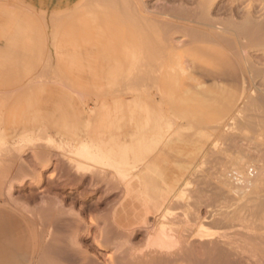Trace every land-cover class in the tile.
Returning a JSON list of instances; mask_svg holds the SVG:
<instances>
[{
    "label": "rangeland",
    "instance_id": "1",
    "mask_svg": "<svg viewBox=\"0 0 264 264\" xmlns=\"http://www.w3.org/2000/svg\"><path fill=\"white\" fill-rule=\"evenodd\" d=\"M58 1L0 0V222L13 220L6 233L30 232V264H75L82 257L141 264L149 248L157 254L148 242L160 222L168 223L174 251L182 250L174 264H217L211 260L222 255L207 258L211 247L233 242L257 250L253 259L244 252L243 264H264V185L235 196L221 181L244 167L239 160L246 168L264 166V0H216L208 14L201 0H145L160 11L155 17L175 24L167 29L159 21L165 25L156 35L161 24L153 30L130 23L137 1ZM251 3L254 32L227 23L231 16L243 22ZM181 4L190 13L177 9ZM217 26L230 37V51L199 54L187 29ZM83 142L103 159L81 158ZM78 164L108 182L91 174L81 179ZM181 191L185 197L176 199ZM166 197L174 203L151 215L154 202ZM200 224L216 233L217 244L208 248L210 242L192 237ZM125 226L137 231L130 239Z\"/></svg>",
    "mask_w": 264,
    "mask_h": 264
},
{
    "label": "bare ground",
    "instance_id": "2",
    "mask_svg": "<svg viewBox=\"0 0 264 264\" xmlns=\"http://www.w3.org/2000/svg\"><path fill=\"white\" fill-rule=\"evenodd\" d=\"M134 1H137V4L134 2ZM253 1V0H252ZM132 2H134L136 5H138V6H136L137 8L135 9V5H134V3H133V10H131V11H133V12H136V13H132V14H135V15H131V18H129V20H130V23L132 22V24H134V25H138V24H142L143 26H151V28L153 27V30H155V28L158 26V25H160L161 23H164V21H165V19H163L164 21H160V19H162V18H160V19H158L157 18V16H159L158 15V13L160 12V11H158V9L157 10H153V9H151V8H149L148 6H147V3L145 2V0H132ZM216 2V0H201V8H202V10L204 11H206L207 12V14L208 13H210V9L212 8V6L214 5V3ZM182 5V4H181ZM77 6V5H76ZM125 6V5H124ZM214 7V6H213ZM177 8V7H176ZM179 8H183L184 10H186L185 9V6L184 5H182V6H179L177 9H179ZM252 8H253V4L251 3V5L250 6H248V9H247V12H246V18H245V20L244 19H242V20H244L243 22H239V21H237V20H235V18H233L232 16V18L230 17V18H228V19H226L227 20V23L229 24V25H233V26H236L237 28H240V29H242L243 31H245V32H251V31H255V20H254V16H253V14H255V13H253V11H252ZM180 10V9H179ZM183 12V11H182ZM186 12H187V10H186ZM161 13H163V12H161ZM187 13H190V12H187ZM160 14V13H159ZM137 15V16H136ZM154 15H157L156 17L154 16ZM163 16L165 15L164 13L162 14ZM162 15H160V17L162 16ZM243 15H244V13H243ZM150 16H154L153 18L152 17H150ZM166 16V15H165ZM164 16V17H165ZM134 17V18H133ZM136 17V18H135ZM138 17V18H137ZM165 18H171V17H169V15H168V17H165ZM128 20V21H129ZM171 20V19H170ZM226 20L224 21L225 22V24H226ZM159 21L161 22L160 24H159ZM170 22L171 21H169V19H167L166 21H165V24H167V25H165V24H161L160 25V28L159 27H157L156 29L157 30H155L154 32V34L156 35L157 34V31L158 30H160V29H162V25H163V27H164V25H165V28H167V26H168V24H169V26H173V25H175V24H172V22H171V24H170ZM256 22H258V21H256ZM127 23H129V22H127ZM129 23V24H130ZM174 23V22H173ZM257 25V24H256ZM260 25H261V23H260ZM260 25H258V26H260ZM176 26H179V24L178 25H176ZM262 27H263V23H262V25H261ZM175 27V26H174ZM218 27V29H216V30H214V31H212L211 29L210 30H205V29H195V28H192V29H187L188 30V32H187V38L190 40V42H193V41H200V40H206V41H211V42H215V43H217V44H221V45H224V46H226V47H229V43H230V41H231V39H230V37H228L227 35H225L224 33H223V31H222V29L220 28V26H217ZM176 28V27H175ZM168 29V28H167ZM171 29V28H170ZM184 33H186V32H184ZM259 33V32H258ZM251 34V33H250ZM254 34V33H253ZM259 34H263V33H259ZM259 34H256L255 33V35H259ZM138 35H140V34H138ZM184 35V37L186 38V35L185 34H183ZM257 36H256V40H257ZM136 37V36H135ZM183 37V38H184ZM261 37H263V36H261ZM261 37L259 38L258 37V39H261ZM149 38V37H148ZM187 39V40H188ZM264 39V38H263ZM139 40V39H138ZM186 40V41H187ZM188 40V41H189ZM262 40V39H261ZM261 40H258L259 42L261 41ZM137 41V40H136ZM154 41V40H153ZM181 41V40H180ZM187 41V42H188ZM179 42V41H178ZM184 42V41H183ZM262 43H263V41H261ZM185 43V42H184ZM182 44V43H181ZM230 49V48H229ZM141 51V50H140ZM155 78V77H154ZM246 83V82H245ZM148 86V85H147ZM247 89V88H246ZM137 94V93H136ZM264 131V130H263ZM38 137H39V135H38ZM87 142H89V141H87ZM84 144L81 146V148L79 149L80 150V154H79V156L81 157V158H84V159H94V160H96V159H100V160H102L103 159V154L101 153V151H100V149L97 147V149H99V150H97V151H93L94 149H93V145H90L89 143H85V142H83ZM92 144V143H91ZM212 149V148H211ZM261 149V148H260ZM253 151V150H252ZM9 152V151H8ZM246 152V151H245ZM71 154V153H70ZM1 156V155H0ZM248 159V158H247ZM50 160V159H49ZM255 160V159H254ZM263 160V159H262ZM67 161L70 163V164H72V163H77V160L75 159V158H73V157H68L67 158ZM247 162V161H246ZM246 162L245 161H243L242 162V160H239V163H240V165H242V166H244L245 167V165H246ZM49 162H47V164L46 165H49L48 164ZM238 163V164H239ZM249 163V162H248ZM69 164V165H70ZM90 164V163H89ZM88 164V165H89ZM233 164V163H232ZM235 164H237V163H235ZM234 164V165H235ZM237 164V165H238ZM74 165H76V164H74ZM73 165V166H74ZM77 167L78 168H76V169H78V171H77V173H78V175L81 177V179H83L87 174H91L92 175V177H93V179H100L101 178V180H105V181H107V179H106V177L107 176H101L99 173H97V172H94V171H91L90 170V173L88 172V168H87V166L85 167L84 165L82 166V165H80V164H78L77 165ZM91 167H95V166H90L89 165V168H91ZM237 167V166H236ZM231 168V170H229L227 173H225L226 175V177L224 178V179H222L221 181H222V183L224 184V186L225 187H227V189H228V191H231V192H233L234 193V195L235 194H237V195H239V196H241V195H243L245 192H247V194L249 193V191H253L254 190V192L252 193V194H254L255 192H257L256 191V189L257 188H259L260 186H262V185H264L263 183H264V179H263V176H262V170H264V166H262V167H258V166H254V165H248L247 166V168H246V170L244 171V167L243 168H241L240 166L238 167V168ZM96 168V167H95ZM24 172H25V170H23ZM98 171V170H97ZM99 172V171H98ZM104 172V171H103ZM102 173V172H101ZM118 175H120V174H118ZM149 178H150V176H149ZM108 182V181H107ZM106 182V183H107ZM109 182H110V184L112 185L113 183H112V181L111 180H109ZM115 182V181H114ZM115 186H116V183H115ZM13 187V186H12ZM117 187V186H116ZM119 187V186H118ZM117 187V188H118ZM222 188V187H221ZM112 189H114V188H112ZM116 189V188H115ZM260 189H261V187H260ZM182 190V189H181ZM215 190V189H214ZM184 191V190H183ZM261 191V190H260ZM262 191H263V189H262ZM178 192V191H177ZM185 192V191H184ZM184 192H182L181 191V193L178 195H175L174 194V197L177 199V198H184L185 197V193ZM188 192V191H187ZM264 192V191H263ZM261 193V192H260ZM213 194V193H212ZM233 195V194H232ZM230 196V195H229ZM236 196V195H235ZM247 196V195H246ZM250 196V195H249ZM255 196H257V195H255ZM163 197V196H162ZM172 197H173V195H172ZM171 197V198H172ZM171 198H164L165 200H163L164 202H162V201H160L159 202V199H158V201L156 202H154L155 203V205H154V207L151 209V210H148L149 212H150V214L151 215H153V214H156V216H159L160 214H159V212H160V209H161V207H162V205L165 203L166 204V202L167 203H169L170 201H172L173 202V198L171 199ZM235 198H237V197H235ZM247 198V197H246ZM156 200H157V198H156ZM175 200V199H174ZM179 200V199H178ZM247 200V199H246ZM257 200V199H256ZM242 201V200H241ZM248 201V200H247ZM246 201V202H247ZM246 202H243V203H246ZM249 202V201H248ZM256 202V201H255ZM254 202V203H255ZM171 203V202H170ZM174 203V202H173ZM172 203V204H173ZM176 203V202H175ZM240 204V203H239ZM251 204H253V203H251ZM248 205H250V204H248ZM256 205V204H255ZM166 206H167V204H166ZM169 206V205H168ZM196 206V205H195ZM252 206V205H251ZM149 207V206H148ZM243 207V206H242ZM147 208V207H146ZM188 208V207H187ZM240 208V207H239ZM148 209H150V208H148ZM189 209V208H188ZM249 209V208H248ZM251 209V208H250ZM165 210V209H164ZM164 210H162V212L164 211ZM198 210V209H197ZM255 210V209H254ZM260 210V209H259ZM259 210H257V212H259ZM165 212V211H164ZM194 212V211H193ZM251 213V212H250ZM158 214V215H157ZM246 214V213H245ZM253 214H255V213H253ZM76 215V214H75ZM249 215V214H248ZM256 215V214H255ZM259 215V214H258ZM264 215V214H263ZM77 216H79V221H78V223L82 226L83 224H85V218H84V216L82 215V214H80V213H78L77 214ZM155 216V215H154ZM247 216V215H246ZM251 216H252V214H251ZM165 217V220H166V216H164ZM198 217V216H197ZM201 217V216H200ZM191 218V217H190ZM199 218V217H198ZM251 218V217H250ZM99 219H100V217L99 216H94L93 217V222H94V224L96 223H99ZM161 219V218H160ZM167 219H168V216H167ZM174 219V218H173ZM180 219V218H179ZM264 219V218H263ZM200 220V219H199ZM219 220V219H218ZM231 220V219H230ZM106 221H108V220H106ZM144 221H146V220H144ZM160 221V220H159ZM189 221V220H188ZM212 221V220H211ZM116 222V221H115ZM177 222V221H176ZM197 222H198V220H197ZM230 222L231 221H224V220H219V223L220 224H224L225 226L227 225V223H229L230 224ZM119 223V222H118ZM142 223V222H141ZM148 223V222H147ZM201 223V222H200ZM250 223V222H249ZM159 224V223H158ZM167 225H168V223H166ZM166 224L164 223V222H160V224H159V227L156 229L157 230V232L158 233H156L155 235H153V234H149V236H150V238H149V242L148 243H150V246H154V247H156V253L157 254H155V251H154V255L155 256H153L152 255V252L153 251H151V248H149L150 249V253L148 254V255H146L147 256V259L148 258H150V259H148V260H145L146 258H143L142 257V259L141 260H138V259H136V260H138V262L137 263H141V264H163V263H165V264H174L175 262H177L178 260V258H179V256L180 255H182V253L180 252V251H182L181 249H180V251H179V253H177V252H175L174 250H177L178 249V247H176L177 245H176V243H173L174 241H173V239H170L169 238V236H166L165 235V233H166ZM189 224H191V223H189ZM188 224V225H189ZM212 224V223H211ZM234 224V223H233ZM253 224H255V223H253ZM116 225H118L117 223H116ZM147 225H150V224H147ZM203 224H200V227H199V225H198V227H199V229L197 230V232L196 233H194L193 235H192V237H198V239H200V240H202V241H204V243H205V241H207L209 244H208V248H209V245H213V244H217V242H218V240H217V242H216V239L217 238H215V236H216V233H207V232H205L204 231V229H202L201 228V226H202ZM215 225V224H214ZM106 226V225H105ZM119 226V225H118ZM209 226V225H208ZM221 226V225H220ZM228 226V225H227ZM251 226V225H250ZM109 227H110V229H115L116 227L114 226V223H111L110 222V225H109ZM122 227V226H121ZM126 227V226H125ZM149 227V226H148ZM147 227V228H148ZM189 227V226H188ZM232 227V226H231ZM234 227H235V224H234ZM253 227V226H252ZM79 228V227H78ZM82 228V227H81ZM143 228V227H142ZM141 228V229H142ZM154 228H156V227H154ZM154 228H153V230H154ZM221 228V227H220ZM226 228V227H225ZM230 228V227H229ZM249 228V227H248ZM77 229V228H76ZM112 229V230H113ZM118 229V228H117ZM123 229H125V228H123ZM138 229V228H137ZM192 229V228H191ZM101 231V233H102V235H104L105 236V233H107V232H110V231H107L106 232V229H105V227L103 228V229H100ZM126 230H129V232H128V234H125L124 235V237H129V236H132V234H133V232L134 231H136V230H134V229H131L130 227H126ZM126 230H123L124 232L126 231ZM155 230V231H156ZM114 231V233H115V231L116 230H113ZM119 231V230H118ZM154 231V232H155ZM196 231V230H195ZM252 231V230H251ZM127 232V231H126ZM116 233H117V231H116ZM136 233H137V231H136ZM149 233H151V232H149ZM119 234H122L121 232L119 233ZM124 234V233H123ZM249 235L251 234V233H248ZM169 235V234H168ZM247 235V234H246ZM253 235V234H252ZM117 236H119V235H117ZM245 236V235H244ZM120 237H121V235H120ZM243 237V236H242ZM250 237V236H249ZM252 237V236H251ZM173 238V237H172ZM253 238V237H252ZM252 238H250V240L252 239ZM122 239V238H121ZM129 239H130V237H129ZM181 239V238H180ZM197 239V238H196ZM173 242H172V241ZM236 240V239H235ZM73 241V240H72ZM193 241H195L194 239H193ZM201 241V242H202ZM237 241V240H236ZM75 242V241H74ZM207 242H206V244H207ZM242 242H244L243 240H242ZM120 243V242H119ZM148 243H147V245H148ZM187 243H190V241L188 240L187 242H186V244ZM194 243V242H193ZM203 242H202V244H204ZM213 243V244H212ZM224 243V242H223ZM228 244H229V242H227ZM232 243V242H231ZM233 243H235V245H233V244H230V248L229 247H226V244H223L225 247H226V249H224V248H222V247H218V245H216V246H214V248L213 247H211L212 249L210 250V252H209V254H208V257L207 258H209V256H211V255H222L221 256V258H223L222 260H223V264H243V262H244V260H243V258H244V256H243V254H244V252H247L248 251V253H245V254H248L250 257L252 256V259H253V254L255 255V250L256 249H254V248H251L250 250H247V251H245V250H242V249H240V248H242L241 246H239V242L237 243V242H233ZM251 243V242H250ZM123 244V243H122ZM186 244L184 245V246H186ZM219 244V243H218ZM247 244V243H246ZM97 245H99V247L100 248H104V247H106L105 245H104V243L103 242H100V241H98V244ZM182 245V244H181ZM194 245V244H193ZM205 245V244H204ZM245 245V244H244ZM250 245V244H249ZM248 245V247H250ZM256 245H258V244H256ZM149 245H148V247H150ZM203 246V245H202ZM206 246V245H205ZM228 246V245H227ZM207 247V246H206ZM245 247V246H244ZM247 246L245 247V248H248ZM118 248V247H117ZM188 248V247H187ZM189 248H190V246H189ZM192 248H195V246L194 247H192ZM229 248V249H228ZM257 248V247H256ZM119 249V248H118ZM185 249V248H184ZM202 249V248H201ZM200 249V251H197L196 249V251L198 252V254H201L202 252H203V250H201ZM258 249V248H257ZM188 250V249H187ZM191 251V252H190ZM190 253H192V250H191V248H190ZM202 251V252H201ZM207 251V249L205 248L204 249V252L205 253H207L206 252ZM257 251V250H256ZM59 253H61L60 251H58ZM64 252V251H63ZM183 252L184 253H186V251L185 250H183ZM201 252V253H200ZM203 252V253H204ZM55 254L57 253V251L56 252H54ZM141 253V252H140ZM181 253V254H180ZM189 253V254H190ZM58 254V253H57ZM69 254V253H68ZM79 254H81V253H79ZM211 254V255H210ZM251 254V255H250ZM61 255H63L62 253H61ZM61 255H59L62 259H63V257L61 256ZM120 255V254H119ZM122 255V254H121ZM137 256H138V254H136ZM149 255H150V257H149ZM193 255V254H192ZM195 255V254H194ZM261 255V254H260ZM33 256H34V253H33ZM51 256V255H50ZM53 256V255H52ZM66 256V255H65ZM117 256H118V254H117ZM123 256V255H122ZM133 255H130L129 257H132ZM151 256H153V257H151ZM185 256V255H184ZM184 256H181V257H184ZM189 256V255H188ZM201 255H199L198 257H200ZM247 256V255H246ZM59 257V258H60ZM77 258H78V256H76ZM136 257V256H135ZM134 257V258H135ZM139 257V256H138ZM190 257V256H189ZM203 257V256H202ZM51 258V257H50ZM54 258V257H53ZM55 258H56V256H55ZM93 258V257H92ZM92 258H88V257H82V260H80L79 259V261H81L79 264H96V262H95V260L94 259H92ZM111 258L114 260V262L113 263H115V256L113 255V256H111ZM117 258V257H116ZM122 258V257H121ZM254 258H256L255 256H254ZM47 260H48V258H46ZM56 259H58V258H56ZM66 259V258H65ZM64 259V260H65ZM68 259H70V258H68ZM89 259V260H88ZM185 259V258H184ZM197 259V258H196ZM200 259V258H199ZM215 259V258H214ZM213 259V260H214ZM219 259H220V257H219ZM218 259V260H219ZM250 259V258H249ZM54 260V259H53ZM60 260V259H59ZM58 260V261H59ZM67 260V259H66ZM71 260V259H70ZM75 260V259H74ZM78 259H76V263L77 262H79V261H77ZM117 260V259H116ZM120 260V259H119ZM132 260V259H131ZM198 260V259H197ZM222 260H219V261H212L211 260V262H216L217 264H218V262H220V261H222ZM256 259H254V261H255ZM49 261V260H48ZM60 261H62V260H60ZM59 261V262H60ZM72 261H73V259H72ZM132 261H134V260H132ZM203 261H207V259H203ZM247 261V260H246ZM50 262L51 261H49V263L48 264H50ZM73 262H75V261H73ZM122 262V261H121ZM130 262V261H129ZM199 263L201 262V260H199L198 261ZM256 262V261H255ZM44 263V262H43ZM61 263H63V261L62 262H60V264ZM70 263H72V262H70ZM75 263V264H76ZM134 263H136L135 261H134ZM178 263V262H177ZM189 263V262H188ZM207 263H209V262H207ZM257 263H258V261H257ZM51 264H55L54 262H52ZM57 264V263H56ZM59 264V263H58ZM116 264H118V262L116 263ZM181 264V263H180ZM201 264V263H200ZM256 264V263H255Z\"/></svg>",
    "mask_w": 264,
    "mask_h": 264
},
{
    "label": "crops",
    "instance_id": "3",
    "mask_svg": "<svg viewBox=\"0 0 264 264\" xmlns=\"http://www.w3.org/2000/svg\"><path fill=\"white\" fill-rule=\"evenodd\" d=\"M39 1L40 0H29L33 6H37ZM72 1L73 0H59L57 3L67 4ZM42 8L48 9L47 6ZM23 33L22 31V34ZM191 43L198 46L197 51L201 55L210 53L212 56H218L230 51L228 47L211 41L200 40ZM204 45H209V47L206 48ZM236 62L240 75L245 78L238 59ZM101 150L104 151L103 149ZM14 227V222L11 218H5L3 222H0V264H30L34 252L32 238L27 239L26 237V234L30 235V232L27 229H19L13 233H6L7 230H11Z\"/></svg>",
    "mask_w": 264,
    "mask_h": 264
}]
</instances>
